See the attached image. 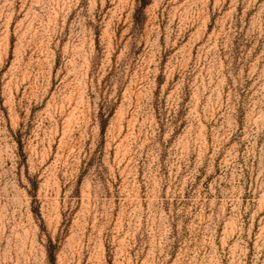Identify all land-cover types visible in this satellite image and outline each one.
<instances>
[{
	"label": "rangeland",
	"instance_id": "obj_1",
	"mask_svg": "<svg viewBox=\"0 0 264 264\" xmlns=\"http://www.w3.org/2000/svg\"><path fill=\"white\" fill-rule=\"evenodd\" d=\"M0 264H264V0H0Z\"/></svg>",
	"mask_w": 264,
	"mask_h": 264
}]
</instances>
